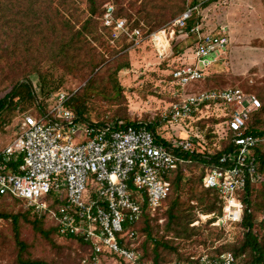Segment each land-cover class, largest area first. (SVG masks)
Here are the masks:
<instances>
[{
    "label": "built area",
    "instance_id": "2783aa9c",
    "mask_svg": "<svg viewBox=\"0 0 264 264\" xmlns=\"http://www.w3.org/2000/svg\"><path fill=\"white\" fill-rule=\"evenodd\" d=\"M207 1L188 7L172 27L184 30L194 12ZM110 12L108 9L106 18ZM115 29L126 33L125 22H116ZM160 31L166 34L169 49L175 30L149 35L158 58L163 59L166 47H156ZM189 34L192 43L184 51L188 57L170 74L180 93L173 96L157 122L117 129L92 126L75 119L65 106L70 95L59 91L50 95L55 104L46 113L21 114L18 135L0 151V196L22 199L41 216L47 210L46 196L64 191L63 205L51 216L60 236L79 237L87 244L80 264H138L137 253L120 244L128 233L124 226L139 221L143 203L151 210L160 207L170 190L167 175L186 161L179 154L192 152L197 141L206 145L199 139L197 122L214 118L208 112L215 107H226L224 114L214 119H222L220 124L232 132L231 142L236 147L223 153L217 166L207 167L202 173V186L216 190L222 202V218L217 225L222 220L238 223L244 209L240 192L264 181L251 153L264 138L245 134L250 113L261 106L258 98L237 86L184 91L187 85L204 81L227 49L226 27L208 30L200 20L180 37ZM127 35L137 40L143 37L139 29ZM149 125L156 128L155 132ZM177 126L179 136L164 137ZM9 163H16V171H5ZM258 221L264 223V214ZM199 262L235 264V258L229 252L214 257L203 253Z\"/></svg>",
    "mask_w": 264,
    "mask_h": 264
},
{
    "label": "trees",
    "instance_id": "16d2710c",
    "mask_svg": "<svg viewBox=\"0 0 264 264\" xmlns=\"http://www.w3.org/2000/svg\"><path fill=\"white\" fill-rule=\"evenodd\" d=\"M83 1L87 15L80 22L81 12L78 11L77 2ZM109 1L0 0V85L7 83L3 89H8L0 98V127L10 122L14 112L40 115L48 111L47 99L59 92L63 84L62 78L55 79L50 74L54 69H59L67 76L76 77L80 72L86 74L84 85L78 91L66 92L70 97L65 106L74 113L77 121L111 129L144 124L130 121L125 115L117 113V109L110 117L102 118L93 117L90 111V100L94 97L121 105L122 88L115 77L129 67L128 62H120L119 59L101 67L105 62L102 57L104 54L100 52L102 35L103 32H109L104 26H99V21L105 13L103 6ZM111 1L116 6L115 18L130 22L132 31L139 22L138 19H132V14H139V19L145 23L143 32L140 31L143 35L151 33L183 11V8H179L178 12L165 17L162 13L149 11L142 3L135 6L129 0ZM209 1L201 7H206ZM200 2L190 0L189 6ZM196 23V18L191 17L184 30H177L178 36L188 32ZM190 39V34L182 37L181 42H176L173 48L182 43L179 52L183 53L190 47L191 44L184 45ZM104 69L111 83V97L98 76ZM214 77L208 76L201 81V90L225 88L217 85ZM244 91L255 95L261 104L259 109L250 113L245 134L264 138V89L255 88L251 91L246 88ZM220 123L222 119L208 118L198 121L197 125L201 131L204 130V138L209 142L215 137L213 126L210 125ZM149 128L155 132L154 126L149 125ZM232 135L226 130L218 141V147L212 150L207 144L197 141L192 152L180 153L179 156L186 161L167 175L170 190L160 207L151 210L143 203L139 221L124 226L128 233L120 239V244L137 253L138 264H200L203 253L214 257L224 252L233 255L235 264H264V223H255L264 214V181L257 187H246L240 192L239 199L244 209L240 221L236 223L240 229L236 241L214 246L213 242L219 240L223 230H208V225L213 222L209 215H220L222 202L216 190L202 186V173L207 167L217 166L223 153L236 149L231 142ZM163 142L169 144L166 140ZM251 153L256 156L257 169L264 176V142L254 147ZM5 171H16V163H9ZM185 194L188 196L186 201ZM64 199V191L48 194L47 210L38 216L26 206L24 200L9 195L0 196V220L7 223L6 229L0 232V248L9 245L10 264H55L53 259L39 255L35 247L40 244L53 254L62 253L64 247L55 240L62 236L57 232V224L51 213L63 205ZM191 201L201 206L202 216H209L201 228L208 230L209 238L215 236L213 242H207L208 237L203 238L202 231L191 226L196 221L189 203ZM159 220L162 222L158 223ZM66 238L79 250L80 256L74 264H80L87 244L79 237ZM185 246H198L202 252L196 254L192 249L186 250Z\"/></svg>",
    "mask_w": 264,
    "mask_h": 264
},
{
    "label": "rangeland",
    "instance_id": "374dc122",
    "mask_svg": "<svg viewBox=\"0 0 264 264\" xmlns=\"http://www.w3.org/2000/svg\"><path fill=\"white\" fill-rule=\"evenodd\" d=\"M128 2H132L135 6L142 3L149 11L162 13L165 17H168L171 13L178 12L179 8H183V11L151 32L164 29L166 33H169L171 29H174V40L170 42V48L167 49L168 40L165 33L160 31L156 39V47H166V55L163 59H159L154 43L149 38L151 33L142 34L143 37L138 40L134 37L131 38L127 35L132 32L130 30L131 23H127V21H125L126 33L115 29V23L124 21V19H116L114 16L116 6L111 0L107 2L103 6L105 13L99 21V26H104L109 32V34L103 32L102 35L100 52L104 54L102 57L105 62L101 67L107 63L110 65L116 59H119L120 62H128L129 67L120 71L115 77V80L122 88L123 101L121 105L116 102L110 104V102L94 97L90 100V111L93 117L102 118L105 116L110 117L117 109V113L125 115L130 121L150 124L158 121L159 115L168 107L173 96L180 93V89L170 80V74L175 67H179L183 61H186L188 54L184 52L185 54L181 56L183 59H179L182 43L176 48H173V46L176 42H181L182 37L178 36V29L172 27L171 24L188 7L192 6H189L190 0H129ZM127 6H131V4ZM77 7L78 11L81 12L79 14V21L81 22L87 15L84 1L77 2ZM108 9H111V12L110 16L106 18ZM132 15V19L139 20L134 29H139L143 32L142 29L145 23L139 19L137 12ZM192 17L196 18L197 23L201 20V24L207 26L208 30H214L221 25L225 26L229 34L227 49L209 71V76H215L216 84L220 87L237 86L251 91L255 88L264 89V0H212L207 3L206 7H201L198 11H195ZM191 43L190 39L184 45L188 46ZM104 72H106L105 69L98 76L100 81L103 82L104 90L111 97V83H109V78L106 77ZM50 74L55 79L62 78L63 84L59 90L64 92L78 91L84 85L86 78V74L82 72L77 73L76 77H74L63 75L59 69L52 70ZM103 74L104 79L102 77ZM31 80L36 81L35 78H31ZM6 84L0 85V98L8 91V89H3L6 88ZM202 86L203 83L201 82L190 84L185 87L184 91L186 93L187 91L195 92L203 89L201 88ZM46 102L49 109L55 104L54 98L50 97ZM225 109V106H218L212 112H208V114L212 115L211 117L219 118L224 114ZM20 117L21 114L14 112L10 116V122L0 127V151L18 135ZM210 126H213L214 138L207 142L204 138V130L198 136L199 139H202L208 145L209 150H212L218 147V141L225 133L226 126L222 124ZM160 130L162 129H158V132ZM176 136H179V126L170 128L164 135L165 138ZM193 190L195 192V188ZM187 197L185 194V201ZM189 203L192 207V213L196 217V221L191 226L201 230L202 237H208L207 242H213L215 238V236L209 238L208 230L216 232L219 228H222L223 233L218 241L213 242L214 246L236 241L240 233L237 224L231 225L222 220L223 224L220 223L218 226L217 222L222 218L221 214L218 216L210 214L209 216L211 217L209 219L212 218L213 222L208 225V230L203 229L201 226L209 220L207 219L209 216H202V208L197 205V202L191 201ZM259 218L255 220V223H258ZM161 222L162 220L158 221V223ZM6 227L7 223L0 220V232H3ZM55 240L59 246L64 247L62 253L56 252L53 254L46 247L40 246V244L35 247V250H37L39 255L53 259L55 264H74V261L80 256L79 250L67 238L56 237ZM185 249L188 251L192 249L196 254L202 252V249L198 246H185ZM8 252L9 245H4L0 248V264H10L11 258Z\"/></svg>",
    "mask_w": 264,
    "mask_h": 264
},
{
    "label": "bare ground",
    "instance_id": "6f19581e",
    "mask_svg": "<svg viewBox=\"0 0 264 264\" xmlns=\"http://www.w3.org/2000/svg\"><path fill=\"white\" fill-rule=\"evenodd\" d=\"M166 35V34H165Z\"/></svg>",
    "mask_w": 264,
    "mask_h": 264
}]
</instances>
